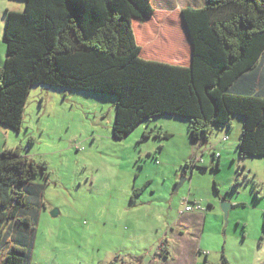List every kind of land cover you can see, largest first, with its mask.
I'll use <instances>...</instances> for the list:
<instances>
[{"label":"rangeland","instance_id":"rangeland-1","mask_svg":"<svg viewBox=\"0 0 264 264\" xmlns=\"http://www.w3.org/2000/svg\"><path fill=\"white\" fill-rule=\"evenodd\" d=\"M23 7L0 0V63L5 12ZM114 105L111 97L34 86L19 133L0 127L2 151L20 146L25 156L47 164L48 176L31 182L35 206L29 209L38 214L31 264L152 258L160 244L180 234L196 239L197 264H264V158L239 156L242 119L232 117L229 128L215 129L203 143H191L186 122L173 118L114 140ZM144 133L152 138L142 140ZM191 156L206 170L185 168ZM177 172L187 181L175 192ZM134 191L140 193L131 201ZM187 203L205 212L192 219L184 213ZM5 252L0 249V264Z\"/></svg>","mask_w":264,"mask_h":264},{"label":"trees","instance_id":"trees-1","mask_svg":"<svg viewBox=\"0 0 264 264\" xmlns=\"http://www.w3.org/2000/svg\"><path fill=\"white\" fill-rule=\"evenodd\" d=\"M14 1L24 7L5 12L0 127L19 133L30 89L40 86L114 98V140L171 117L186 121L190 140L203 143L239 117V156L264 158V0H206L200 9H182L188 67L140 59L132 22L153 15L150 0ZM184 167L197 168L193 158ZM40 174L48 176L46 162L20 146L0 152V248L11 242L4 264H31L38 221L29 209L31 182ZM11 223L15 230H6Z\"/></svg>","mask_w":264,"mask_h":264},{"label":"crops","instance_id":"crops-1","mask_svg":"<svg viewBox=\"0 0 264 264\" xmlns=\"http://www.w3.org/2000/svg\"><path fill=\"white\" fill-rule=\"evenodd\" d=\"M194 1V2H192ZM194 4V9H200L205 5L206 0H150L151 7L153 9V15L144 20H134L132 22L133 33L136 45L140 48L139 57L145 61H151L171 66L188 67L191 58V43L185 33L182 19L181 10L190 8V3ZM153 3H157L158 7H155ZM193 9V8H192ZM13 11V10H9ZM16 12V11H13ZM155 22L154 26L151 25H140V28L134 26V23L144 24L146 22ZM152 23V22H151ZM175 40V41H174ZM2 62V61H0ZM4 62V60H3ZM3 64V63H0ZM171 118V117H165ZM177 119V118H173ZM158 121V120H157ZM186 122V121H185ZM187 125V137L188 140L193 143L189 138V130ZM157 126V125H156ZM160 131H163L160 128ZM152 133L149 134L148 138H152ZM163 135H166L168 139L170 136L166 131H163ZM155 139V138H154ZM2 149H0V152ZM192 156L185 162L191 161ZM154 159V158H153ZM180 168V167H179ZM180 174H175V179L180 178ZM194 214L190 218L195 219ZM179 223L178 225H180ZM187 226V227H186ZM180 225V227L188 228V225ZM15 230V226L11 223L7 226L6 230ZM190 236V235H189ZM174 242L169 244L165 242L163 252H155L151 258L145 257L140 258H117L114 260V264H197L200 251L196 245V239H192V236H184L180 234L178 237H174ZM10 243V245H9ZM7 248L4 258L1 260L4 264L7 250L11 246V242L7 240ZM172 244V245H171ZM2 249V248H0ZM127 259V260H126Z\"/></svg>","mask_w":264,"mask_h":264},{"label":"built area","instance_id":"built-area-1","mask_svg":"<svg viewBox=\"0 0 264 264\" xmlns=\"http://www.w3.org/2000/svg\"><path fill=\"white\" fill-rule=\"evenodd\" d=\"M224 140H226V138ZM194 163L199 165V164H201V161L200 160H194ZM187 204H189V203H187ZM204 212H205L204 208L199 203H193L191 205L189 204L184 209V213H186V214H202Z\"/></svg>","mask_w":264,"mask_h":264},{"label":"water","instance_id":"water-1","mask_svg":"<svg viewBox=\"0 0 264 264\" xmlns=\"http://www.w3.org/2000/svg\"><path fill=\"white\" fill-rule=\"evenodd\" d=\"M182 19V18H181ZM182 23H183V21H182ZM183 27H184V30H185V33H186V35H187V38L189 39V36H188V34H187V31H186V28H185V25H184V23H183ZM189 42L191 43V41H190V39H189ZM191 50H192V46H191ZM187 181V179L185 178V177H181L180 176V178H179V181H178V183L176 184V186H175V192H177L178 190H179V188L185 183ZM222 211L226 214V212H227V210H228V206L226 205V204H222ZM56 212H51V216H56V214H55Z\"/></svg>","mask_w":264,"mask_h":264},{"label":"flooded vegetation","instance_id":"flooded-vegetation-1","mask_svg":"<svg viewBox=\"0 0 264 264\" xmlns=\"http://www.w3.org/2000/svg\"><path fill=\"white\" fill-rule=\"evenodd\" d=\"M157 252H163L164 251V244H160V246H158Z\"/></svg>","mask_w":264,"mask_h":264},{"label":"bare ground","instance_id":"bare-ground-1","mask_svg":"<svg viewBox=\"0 0 264 264\" xmlns=\"http://www.w3.org/2000/svg\"><path fill=\"white\" fill-rule=\"evenodd\" d=\"M175 41V40H174Z\"/></svg>","mask_w":264,"mask_h":264}]
</instances>
